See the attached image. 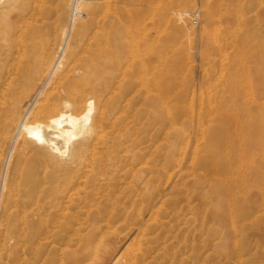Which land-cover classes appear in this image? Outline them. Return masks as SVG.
<instances>
[{
    "label": "rangeland",
    "instance_id": "rangeland-1",
    "mask_svg": "<svg viewBox=\"0 0 264 264\" xmlns=\"http://www.w3.org/2000/svg\"><path fill=\"white\" fill-rule=\"evenodd\" d=\"M31 1L0 0V27ZM38 1L42 14L37 16L47 37L51 35L50 46L60 44L55 65L74 46L71 35L97 13L120 22L115 36L126 52L125 81L132 86L127 110L137 114L130 124L129 156L134 157L132 166L110 171L100 190L54 183L46 193L30 197L23 184L27 167L21 166L26 155L20 151L26 145L15 139L16 130L0 156V264H19L21 228L36 209L37 197L44 208L31 243L34 251L25 256L31 258L28 264H125L133 259L136 264H264V0ZM209 7L212 15L207 18ZM84 38L77 49L82 57L90 41ZM50 75L29 93L32 100ZM159 105L180 116L179 134L168 143L155 136ZM171 142L181 169L168 184L159 178L163 203L158 210L152 203L146 206L138 225L120 218L107 227L97 219L121 212L132 191L127 187L137 179L132 171L150 168L156 152ZM69 213L73 218H66ZM92 217L97 221L86 220ZM94 247L100 250L94 253ZM83 252L87 257L81 259Z\"/></svg>",
    "mask_w": 264,
    "mask_h": 264
},
{
    "label": "bare ground",
    "instance_id": "bare-ground-1",
    "mask_svg": "<svg viewBox=\"0 0 264 264\" xmlns=\"http://www.w3.org/2000/svg\"><path fill=\"white\" fill-rule=\"evenodd\" d=\"M87 1L89 0H82L78 3ZM59 3L61 4V2ZM108 6L107 4L106 7L108 8ZM41 10L42 7L38 0H32L28 5L21 4L16 14L17 18L0 27L2 30L0 32L3 33V36H0V156L17 130L15 139L21 138L23 144L26 145L20 153L22 152L23 156L30 154V156H25L21 163L22 167H27L23 176L26 196L34 197L38 192L48 191L51 188V184L54 183H58V185L71 183V185L83 188L88 187L93 190H100L105 184L102 182L103 179L110 171H118L121 167H126L128 164L132 166V159L134 157V155L133 157L129 156L131 155L129 152L132 151L130 150L132 145L130 124L137 120V114L131 115L127 110L128 107L129 109L131 107L128 96L130 95L132 86L129 80L125 81L127 76L123 62L127 59L126 52L121 48L115 36L116 30H118L115 28L117 27L116 24L120 22L111 16L106 17V14L105 17L98 18L100 13H97V17H92L72 35L70 34V43H74V46H70L67 49V56L65 58L60 57L55 65V60L53 59L56 58L55 53H57V48L59 49L60 44H58L56 49L50 46L51 40L49 41L48 39L51 35L49 34L50 36L47 37L48 31L37 16L42 14ZM79 10L81 11V8ZM205 12L207 18L211 17L210 7L206 8ZM27 13L29 15L25 16L24 14ZM48 13L50 12L48 11ZM94 13L93 9L90 14L93 15ZM75 18L76 16L73 17V19ZM66 30V27L62 29L60 36L64 37ZM84 36L90 40L83 51L86 53V57L79 56L77 50L80 48L79 46L82 44ZM77 64L78 67L76 68ZM51 70L52 73L50 72ZM48 73L51 75L48 81L46 80L47 82L43 85L39 95H37L38 98L36 97L35 101L32 100L29 93L36 86L38 88L41 86L39 84L42 83L46 77L45 75ZM159 109L160 114L158 116V127L155 131V136L157 139L166 140L168 143L169 139H176L175 136L179 134V131L178 133L176 132V124H178L180 116L179 113L171 112L167 108L164 109L165 111L162 110L163 108L160 105ZM228 114L230 113L228 112ZM223 116L225 117L226 115ZM200 117L204 118L205 116ZM229 117L231 116L229 115ZM202 124L199 126H203ZM170 129H172L171 132ZM174 142L166 145L164 151L159 150L156 152V156L154 157L155 163L150 168L142 170L143 168L140 167L138 170L132 171L133 177H137V179H135V183L131 181L133 184L127 187L132 191L126 195L124 202H121V212L116 215L108 213L109 215H102L97 219L103 220L102 222H105L107 227L120 218L132 222L133 225H138L137 223L141 219L146 206L152 203L151 206H157L158 210L163 203L160 197L159 178H165L164 181L168 184L176 176L178 170L180 171L181 169H179L181 163L177 160V150ZM194 154L197 153L194 152ZM128 160L130 163L125 164ZM205 166L207 167L208 164H205ZM48 167H50V170H47ZM206 167L205 169L208 168ZM36 199V209L32 210L33 214L28 220L24 218V227L21 228V236H19L18 241L19 254L16 258L19 264L30 263L28 261L31 258L27 257L29 259L27 260L25 256L34 251L31 248V243L36 240L34 239L36 238L35 235L40 229V220H42L40 212L44 206L42 204L38 205L39 199L38 197ZM86 202H88V199ZM82 207L84 208V205ZM82 214L84 215L85 213ZM66 218L73 217L69 213L68 216L66 214ZM86 220L91 222L95 221L96 218H86ZM142 228L145 227L142 225ZM96 234L100 235V232H96ZM100 247L97 248L100 250ZM97 248L94 247V253H97ZM104 248L106 249V247ZM102 254L98 255L96 259ZM83 256L84 258L87 257H85L84 252L81 259H83ZM133 260L127 261L125 264H136ZM99 261L95 260V264Z\"/></svg>",
    "mask_w": 264,
    "mask_h": 264
},
{
    "label": "built area",
    "instance_id": "built-area-1",
    "mask_svg": "<svg viewBox=\"0 0 264 264\" xmlns=\"http://www.w3.org/2000/svg\"><path fill=\"white\" fill-rule=\"evenodd\" d=\"M193 20H194V22H196V20H197V19H196V17H194V19H193Z\"/></svg>",
    "mask_w": 264,
    "mask_h": 264
}]
</instances>
